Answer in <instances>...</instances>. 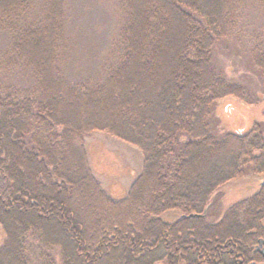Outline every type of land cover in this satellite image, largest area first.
Masks as SVG:
<instances>
[{
	"label": "trees",
	"instance_id": "1",
	"mask_svg": "<svg viewBox=\"0 0 264 264\" xmlns=\"http://www.w3.org/2000/svg\"><path fill=\"white\" fill-rule=\"evenodd\" d=\"M88 1L0 0V264H56L55 248L63 264H153L158 253L236 264L259 236L264 187L217 224L202 214L241 167L264 170L263 126L215 133L217 102L247 93L216 72L211 49L215 37L248 38L264 75V26L247 23L264 17V0H94L111 16L103 44L106 25L95 41L72 26ZM96 130L143 152L124 200L89 169L84 140ZM171 209L184 218L166 225Z\"/></svg>",
	"mask_w": 264,
	"mask_h": 264
},
{
	"label": "rangeland",
	"instance_id": "2",
	"mask_svg": "<svg viewBox=\"0 0 264 264\" xmlns=\"http://www.w3.org/2000/svg\"><path fill=\"white\" fill-rule=\"evenodd\" d=\"M87 4L89 5L83 8L82 5H76L81 8V11H79L81 18L75 17L72 26L76 31H79V36L83 33L82 37L87 38V41H95L94 33H96L98 24L102 23L106 25L105 31H107L105 35L102 34L99 42L100 44L108 43L107 34L108 28L111 26V16L107 14L106 4H97L94 0H89ZM194 16L196 15L194 14ZM198 19L202 20L201 18ZM247 23L252 29L262 28L264 17L258 16V14L255 15L252 12V14H248ZM203 24L204 27H207L204 22ZM79 26L82 27L79 29ZM246 39L247 42L243 40L241 43L238 39L233 40L224 37L213 39L211 49L213 68L228 83L239 85L247 93V96L244 93L243 97L229 95L217 102L213 112L217 120V126L215 127L217 135L240 132L245 134L256 123H259L263 126L264 137V75L253 65L250 54L251 44H248L250 40ZM105 47L106 45L100 46L102 49ZM78 48H80V44ZM92 59H94L93 56ZM93 61L84 57L80 64L93 69ZM84 147L89 169L101 188L113 200L126 199L144 168L142 150L136 145L109 134L107 131L100 130L87 134ZM241 169L242 174L240 176L225 182L212 194L209 199L211 201L208 204V211L202 214L205 225L219 223L229 209L258 195L264 187V170L255 169L254 165L251 164H247ZM183 215L182 211L171 209L161 213L159 219L166 225H173L176 222H181L184 218ZM190 215L194 216L193 214ZM258 225L264 226V217L259 219ZM258 231L261 235L262 230ZM5 241L6 233L0 224V249L4 246ZM50 253L56 264H63L59 248H55ZM160 255L161 253H158L157 258L159 260L153 264H170L165 258L160 259ZM179 264L187 263L179 260ZM203 264L207 263L204 262Z\"/></svg>",
	"mask_w": 264,
	"mask_h": 264
},
{
	"label": "flooded vegetation",
	"instance_id": "3",
	"mask_svg": "<svg viewBox=\"0 0 264 264\" xmlns=\"http://www.w3.org/2000/svg\"><path fill=\"white\" fill-rule=\"evenodd\" d=\"M258 229L262 230V232L261 235L255 239L253 244L240 245L238 247L239 253L237 255L238 261L236 264H264V226L259 225ZM261 240L263 241L262 244L260 243ZM229 263L231 262L226 261V264Z\"/></svg>",
	"mask_w": 264,
	"mask_h": 264
},
{
	"label": "water",
	"instance_id": "4",
	"mask_svg": "<svg viewBox=\"0 0 264 264\" xmlns=\"http://www.w3.org/2000/svg\"><path fill=\"white\" fill-rule=\"evenodd\" d=\"M263 183H264V182H263ZM260 243L262 244V243H263V241L261 240V241H260Z\"/></svg>",
	"mask_w": 264,
	"mask_h": 264
}]
</instances>
